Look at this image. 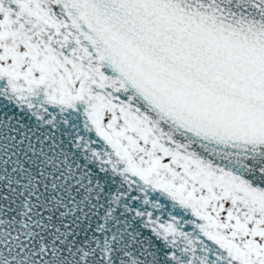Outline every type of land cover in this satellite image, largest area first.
Here are the masks:
<instances>
[{"label": "snow or ice", "instance_id": "obj_1", "mask_svg": "<svg viewBox=\"0 0 264 264\" xmlns=\"http://www.w3.org/2000/svg\"><path fill=\"white\" fill-rule=\"evenodd\" d=\"M0 264H264V0H0Z\"/></svg>", "mask_w": 264, "mask_h": 264}]
</instances>
